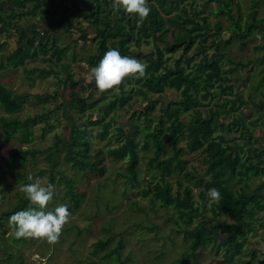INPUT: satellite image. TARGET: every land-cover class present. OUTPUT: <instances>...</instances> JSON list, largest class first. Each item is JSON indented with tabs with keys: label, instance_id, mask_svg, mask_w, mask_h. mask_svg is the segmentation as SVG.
<instances>
[{
	"label": "rangeland",
	"instance_id": "374dc122",
	"mask_svg": "<svg viewBox=\"0 0 264 264\" xmlns=\"http://www.w3.org/2000/svg\"><path fill=\"white\" fill-rule=\"evenodd\" d=\"M3 8L0 15L3 19H7L11 10L10 6L15 7L16 18L12 25L4 26L0 18V62L5 61V57L14 51L18 44L17 26H23L27 29L29 35H33L34 31H41L46 28L48 31L47 51L41 53L34 59H27L25 65L19 67H7L0 69V84L5 85L13 93L22 94L20 100L21 108L13 113L4 111L0 104V116L4 115L10 119L24 120L27 117H34L38 114L46 113L47 119H37L32 125L33 138L27 142L20 141V135L12 138L9 142L4 141L5 129L0 125V216L4 210L14 207L22 197L24 192L21 185L31 182L29 177H39L43 185L51 183L54 185L53 192L56 196L49 201V209L54 208L58 204H67L71 209L69 220L65 223L60 238L54 244L49 243L46 239L36 237H22L24 240H14V229L9 223V219L0 218V264H228L237 257L249 259L251 255L245 254L246 248L255 250L254 263L259 259H264V227L263 223H255V230L248 234L246 245L241 253L233 256L223 257L221 254L216 255L211 247L199 249L196 256H187L189 252L188 243H186L182 235L178 234L180 228L177 224V212L173 206L163 207L158 200H152L153 192L151 188L154 182H161V178L166 176L155 167V147L153 142L149 140V146L143 147L145 141V128L148 125L152 129L158 122L159 116L164 113V103L170 100H179L181 93L177 90L167 88L161 95L150 94L149 100H142L141 95L132 92L130 102L132 107L125 103L117 104L115 108L118 116L112 119L109 127V133L101 136V125L89 126V141L92 144L91 152L95 155L98 149H102L107 155L109 148L118 147L125 141L124 132L119 127L128 120L131 123H138L141 133L137 135V143L139 144L140 162L138 165V180L132 182L128 171V157L122 160H114L107 155L103 165L100 166L101 171L92 174L83 175L78 168L72 166V163L64 159L66 147L60 143V154L53 157L60 161L57 168H53L50 164L47 154L49 148L56 145L57 141H64L70 135L72 119H78L80 116L76 108L70 105H63L64 101L70 100V92L73 90H81L82 95L86 96L89 90L95 87V81L91 75V65L88 61L90 55L97 53V43L94 39L96 35V27L91 20L86 19L80 12H66L61 15L58 12L55 16L42 17L40 9L35 13L31 12L33 3L26 2L25 7L14 5L12 0H4ZM241 4L243 19L241 22L231 20L223 15L212 12L213 8L218 7L216 0H185V5L192 17L199 20L198 16H194L196 11H203V15L209 16V22L213 26L218 21L222 22V27L210 32L207 44L216 41L220 50L225 52V56L221 59L223 67L231 70L229 83L234 85V91L242 94L243 98L249 103L244 104L236 113H245V125L249 127L250 132L261 137L260 141L253 140L251 148L255 163L256 157H263L262 147H264V62L257 58L262 56L263 51L257 49L256 46L263 43L262 34L255 30L252 35L245 39L234 36L232 42L225 43L234 34V30L245 32L243 28L244 18L252 13L254 9H258L259 17L264 16V1L257 0L258 4L254 6L253 0H238ZM149 2V0H148ZM50 5V0H48ZM82 9L83 4H82ZM116 11V10H115ZM173 11L168 18L174 15ZM236 15V12H235ZM129 17H134L128 14ZM168 25H170V22ZM188 27L191 24H187ZM237 27V28H236ZM86 34L84 39L83 32ZM242 30V31H241ZM144 34V33H143ZM146 35V34H145ZM154 36L149 34V37ZM169 35V34H168ZM144 39H149L148 35ZM171 36H169L170 38ZM248 39H250L248 41ZM151 41V40H150ZM162 44V42L157 41ZM195 44L189 50L187 55H194V60H198L201 56L196 54L194 50ZM55 46L65 49L64 56L57 61L53 57L51 61L45 60L50 57ZM133 53L142 51L144 54L154 53L155 48L152 42L142 41L141 47L132 44ZM153 50V51H152ZM157 52V51H155ZM183 50L174 53H167L166 63L174 65L176 59L182 55ZM217 52V45L208 48V56H212ZM229 59L242 61L246 66H237L235 63L229 62ZM255 59L253 63L250 61ZM146 65L145 59H140ZM56 63V64H55ZM54 64V71L53 69ZM67 65L68 72L73 75V79L79 81L76 88H71L66 82V71L60 69ZM46 69L49 72H42ZM128 86L135 89L141 87V83L133 81ZM82 87H85L82 89ZM103 91L97 92L96 98H99ZM56 93L55 98L48 101L41 100L37 95L48 96ZM200 94V93H199ZM234 98L235 95H228ZM113 97L107 96L106 101L112 100ZM157 100L154 105L153 100ZM207 102L208 100H204ZM222 98H213L211 103L203 107L202 114L204 116L215 115L220 110L217 103L222 102ZM62 105V106H59ZM149 109V121H145L147 115H139L131 118L133 112L139 114L137 110ZM93 118L103 115L96 108L93 109ZM112 111L107 113L105 118L109 120ZM192 109L181 115L185 122H189ZM86 117L80 118L78 122L83 127ZM215 117V116H214ZM138 118V119H136ZM232 118L226 119L225 116L219 119V123L226 121L231 123ZM169 117L164 118L163 128L170 124ZM211 121V120H210ZM48 123V124H47ZM77 123V124H78ZM211 129L213 134L219 133L228 144H232L230 138L236 137V142L243 143V128L221 129L218 124V118L211 121ZM143 131V132H142ZM133 131H131V134ZM245 133V132H244ZM246 131L245 134H247ZM164 141V150L161 157H167L173 153L172 138L169 131H165L162 135ZM187 142L186 136L180 138L179 146H185ZM23 145L25 149H39V152L27 157V162L22 164L18 161H8L6 159L16 147ZM236 148V147H235ZM205 154L200 150L189 152L185 150L182 154L184 166L188 170H193L203 175L207 163L203 160ZM96 158L93 156V159ZM21 175V176H18ZM248 179L251 186L255 188L264 180V161L258 162L250 174ZM18 176V177H17ZM74 180L76 184L77 198L81 201L80 206H74V201L69 193V186L66 183L67 177ZM168 181L173 185V191L178 190L177 181L181 179L185 185L193 188L196 198L199 193L198 187H195L192 181L186 179L183 173L177 170L167 175ZM230 184L239 188L243 186V182L238 181L237 177H233ZM9 185V188H6ZM146 191V193H145ZM262 201H264V191ZM211 202H207L205 214L212 216L210 211ZM264 215V210L260 212ZM200 218H196V221ZM229 220V219H228ZM230 221V220H229ZM183 226V225H182ZM109 238L110 244L105 250L94 252L95 243L99 239ZM120 241H123L124 247L121 250L120 257L116 254L109 256ZM13 256L9 258V255ZM264 264V261H263Z\"/></svg>",
	"mask_w": 264,
	"mask_h": 264
},
{
	"label": "trees",
	"instance_id": "16d2710c",
	"mask_svg": "<svg viewBox=\"0 0 264 264\" xmlns=\"http://www.w3.org/2000/svg\"><path fill=\"white\" fill-rule=\"evenodd\" d=\"M27 1L34 4L31 12L35 13L37 9H40L43 14L42 17H53L58 12L64 15L63 13L71 11L80 12L86 19L91 20L96 27L94 39L97 43V53L90 55L88 58L91 66L96 65L105 52L112 47L119 48L122 55L133 56L139 60L145 59L147 62L145 75H129L119 85L104 90L99 98H96L97 92H99L96 86L89 90L86 96L82 95L81 90L75 89L70 92V100L64 101L62 104L76 108L80 116L78 119L71 116L72 125L69 137L64 141H57L54 147L49 148L47 157L52 167L57 168L61 164L53 156L56 153H61L59 145L62 143L66 147L64 159L83 172L84 176L88 173L96 174L100 172V166L103 165L107 155H110L114 160H122L128 157L129 175L127 177L132 182L137 181L140 153L136 138L141 133L138 123H131L127 120L125 124L119 127L124 132L125 141L118 147L109 148L107 155L102 149H98L95 155L91 152L92 144L88 137L89 126L100 124V133L104 137L109 133L112 119L118 116L115 111L117 104L123 105L129 102L128 104L132 107L133 102H130L131 97H133L132 92L135 91L141 95L142 100L147 101L152 97L150 94L161 95L167 88L177 90L181 93V98L179 100L172 99L168 103L163 102L164 113L158 117L159 122L152 129H149L147 125L145 132L142 131L145 134V141L142 146L148 147L149 140L153 142L156 159L155 167L166 175L161 178V182H154L151 188L154 194L152 200H158L163 207L173 206L176 208L178 218L176 221L180 227L177 230L178 234L182 235L183 240L188 243L189 252L185 255L195 257L199 249L208 247H211L216 255L221 254L223 257L241 253L246 245L248 234L255 230V223L262 222L264 227V215L260 214L264 210V201H262L264 180L255 188L251 186L248 180L258 162L264 160L261 155V157H256L257 163H255L251 142L254 139L260 141L261 137L254 135L250 132L251 129L246 127V118L243 111L236 113L249 101L244 99L241 93L234 91V85L229 83L230 75L228 72L231 69L223 67L221 64L225 52L220 50L216 41H212L210 44L206 43L210 32L221 28L222 22L218 21L217 24L212 26L209 22V16L203 15L201 10L194 13V16L199 17V20H196L195 17L190 15L188 8L182 5L185 0H149L148 3L152 10L142 24H138L134 15V17H129L122 9L115 11L112 8V0H50V5L48 0H12L14 5L20 7H25ZM216 1L219 3L218 7L213 8L212 12L236 20L235 23L239 25L238 22L243 19L240 2L238 0ZM253 1L254 6H256L258 1ZM4 2V0H0V10L3 8ZM82 4L84 9H82ZM9 9L11 12L7 19H3L0 15L4 26L12 25L17 15L13 5ZM173 11H175L174 15L168 18L164 17V15H169ZM167 21L170 22V25ZM243 22L245 32L241 33L235 29L233 36L225 43L232 42L234 36L245 39L252 35L255 30H258L264 39V16L259 17L258 9H254L248 15V18H244ZM187 24H191V26L188 27ZM15 27L19 36L18 46L14 51L4 56L6 60L0 62V69L25 65L27 59H34L47 51L48 31L46 28L43 29L42 34L38 30L34 31L33 35H29L25 27L16 24ZM81 31L84 39H86L84 30L81 29ZM149 34L154 36L149 37ZM147 35L149 39H144V37L147 38ZM169 36L171 37L169 38ZM142 41L152 42L157 52L144 54L142 51H138L133 53L132 44L141 47ZM157 41L162 42V44L157 43ZM195 44H197L194 48L196 54L202 55L198 60H194V55H187ZM214 45H217V52L210 57L207 54L208 48ZM256 48L263 51L262 56L257 59L264 62V42L257 45ZM181 49L183 50L182 55L176 59L173 66L166 63L169 56L166 58L164 56L167 53L171 54ZM64 52L63 47L55 46L50 57L45 60L51 61L54 57L59 61L64 56ZM253 61L255 59L251 60L250 64ZM229 62L235 63L237 66L247 65L242 61L233 59H229ZM60 69L67 72L66 82L69 86L76 88L79 81L73 79V75L68 72L67 65L63 68L60 67ZM52 71H54V64ZM42 72L49 71L43 69ZM133 81L141 83V87L137 89L133 86L126 87ZM84 88L82 87V89ZM228 95H235V97L231 98ZM55 96L56 93L46 97L37 95L39 99L44 101L55 98ZM107 96H111L113 99L106 101ZM213 98L223 99L222 102L217 103L220 110L213 116L211 114L204 116L202 108L211 103ZM21 99L22 94L13 93L5 85L0 84V104L5 112L13 113L20 109ZM204 100L208 101L205 102ZM154 101L157 103L155 99L152 101L153 105ZM153 105L145 111L137 110L139 114L134 111L131 118L147 115L145 121H149V109L154 108ZM59 106L62 105L59 104ZM94 108L103 115L93 118ZM191 109L192 119L187 123L181 118V115ZM111 111L113 112L111 118L106 120V114ZM87 115L89 116L83 123V127H80L82 126L80 125L82 123H78L80 118ZM47 116L44 113L20 120L1 115L0 125L5 129L4 141L9 142L19 134L22 143L29 142L33 138V123L37 119H47ZM166 116L169 117L170 124L163 128ZM223 116L226 119L232 118L231 123L226 124V121L219 123V119ZM214 118H218L221 129L228 128L232 131L233 129L237 130L238 127L243 128L244 142L238 143L235 141L236 137H232L230 138L232 144H228V140L222 135H219V133L213 134L215 132L211 129V121ZM131 131H133L132 134ZM165 131L170 132L173 153L167 157H161L164 150L162 135ZM246 131H248L247 134H245ZM182 136H186L187 139L185 146H179ZM185 150L189 152L201 150L205 154L203 160L207 163V167L203 175L185 168L184 159L182 158ZM261 150L263 153L264 147ZM38 152L39 149L37 148L25 149L21 145L16 147L6 159L8 161L16 160L24 164L27 162L29 154L35 156ZM93 156L96 158L93 159ZM175 170L183 173V176L192 181L195 187L200 188L197 194L198 198L195 197L193 188L190 185H185L181 179L177 181L178 190L173 191V185L168 181L167 175ZM66 177L74 206L79 207L81 201L77 198V186L73 179ZM233 177H237L238 181L243 182V186L236 188L230 184L229 181ZM212 187L220 190L222 195L219 201H211L207 196L208 190ZM6 188H9V185ZM53 196H56V194L54 193ZM2 198L3 196L0 201ZM209 201L211 202L210 211L212 216L205 214L206 205ZM30 206L32 205L29 199L24 195L14 207L4 210L0 218L9 219L14 212ZM69 211L71 213L70 208ZM196 218L200 219L196 221ZM13 239L24 240V238H17L16 236ZM109 244V238L99 239L95 243L94 252L105 250ZM123 247V241H120L107 255L116 254L120 257ZM245 254L251 255L250 258L237 257L228 264H263L264 259H259L254 263L256 256L254 249L246 248ZM12 256L10 254L9 258Z\"/></svg>",
	"mask_w": 264,
	"mask_h": 264
},
{
	"label": "clouds",
	"instance_id": "9594fccd",
	"mask_svg": "<svg viewBox=\"0 0 264 264\" xmlns=\"http://www.w3.org/2000/svg\"><path fill=\"white\" fill-rule=\"evenodd\" d=\"M112 8L124 10L137 18L142 24L149 16L151 7L148 0H112ZM146 65L133 56L122 55L119 48H109L100 61L91 67V75L95 86L100 90L112 89L119 85L129 75H145ZM28 183L21 185V190L29 199L32 206L14 212L9 217V223L17 238L36 237L46 239L54 244L60 238L65 223L69 220L70 211L67 204H58L49 209V201L53 198L54 185L41 183L39 177H29ZM221 192L212 187L207 196L211 201H219Z\"/></svg>",
	"mask_w": 264,
	"mask_h": 264
}]
</instances>
